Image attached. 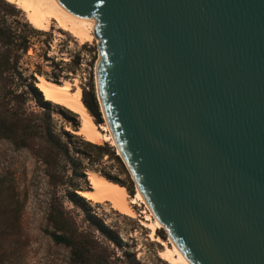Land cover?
<instances>
[{
    "label": "water",
    "instance_id": "water-1",
    "mask_svg": "<svg viewBox=\"0 0 264 264\" xmlns=\"http://www.w3.org/2000/svg\"><path fill=\"white\" fill-rule=\"evenodd\" d=\"M93 17L113 129L192 264H264V0H60Z\"/></svg>",
    "mask_w": 264,
    "mask_h": 264
},
{
    "label": "rangeland",
    "instance_id": "rangeland-1",
    "mask_svg": "<svg viewBox=\"0 0 264 264\" xmlns=\"http://www.w3.org/2000/svg\"><path fill=\"white\" fill-rule=\"evenodd\" d=\"M93 37L80 45L53 25L36 32L0 0V264H80L81 253L84 264H163L157 257L162 247L139 226L143 206L132 207L137 218L131 220L77 194L89 190L85 173L91 171L134 195L114 149L71 133L78 117L44 102L34 89L36 75L55 83L76 77L84 106L103 124L94 86L103 44L96 29ZM156 235L167 241L164 230Z\"/></svg>",
    "mask_w": 264,
    "mask_h": 264
},
{
    "label": "bare ground",
    "instance_id": "bare-ground-1",
    "mask_svg": "<svg viewBox=\"0 0 264 264\" xmlns=\"http://www.w3.org/2000/svg\"><path fill=\"white\" fill-rule=\"evenodd\" d=\"M6 4L19 11L30 28L36 32L47 33L52 25L58 31L70 35L80 45L93 41V31L96 21L93 17H83L69 12L60 0H3ZM55 32V31H54ZM97 42V41H96ZM103 62L99 59L95 65L94 86L99 112L103 124H96L92 115L82 102V91L78 79L71 78L55 83L43 76L36 75L34 88L40 93L44 102L60 107L78 117L80 126L76 131H70L80 136L86 143L100 146L108 144L114 149L115 155L125 165L135 185V193L129 196L126 189L98 173H85L89 190L77 192L78 196L92 204L107 203L110 209L119 215L136 220L133 206H143L144 210L138 220L139 226L147 231L149 242L162 247L157 252L158 259L163 264H192L181 252L158 219L155 217L148 199L141 188L132 166L124 153L119 139L113 129L112 119L107 109L102 84ZM101 117V118H102ZM69 131V130H67ZM164 230L167 241H162L156 232Z\"/></svg>",
    "mask_w": 264,
    "mask_h": 264
},
{
    "label": "trees",
    "instance_id": "trees-1",
    "mask_svg": "<svg viewBox=\"0 0 264 264\" xmlns=\"http://www.w3.org/2000/svg\"><path fill=\"white\" fill-rule=\"evenodd\" d=\"M35 89V88H34ZM36 90V89H35ZM37 91V90H36ZM38 93V91H37ZM40 95V93H38ZM41 97V95H40ZM86 108L88 109V111H90V114L92 115L93 118H97V114H95L89 105H86ZM98 123V122H97ZM53 239L54 241H56L57 243H63V244H66L67 246H73L74 243L73 242H70L68 241L67 239H65L64 237H60V236H57V235H53ZM77 259L79 260V263L80 264H84L85 262V257L83 256V254H77Z\"/></svg>",
    "mask_w": 264,
    "mask_h": 264
}]
</instances>
